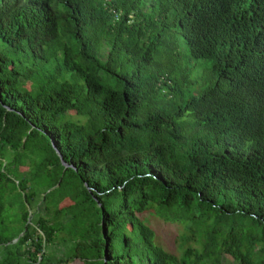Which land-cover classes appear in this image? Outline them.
Segmentation results:
<instances>
[{
  "label": "trees",
  "instance_id": "16d2710c",
  "mask_svg": "<svg viewBox=\"0 0 264 264\" xmlns=\"http://www.w3.org/2000/svg\"><path fill=\"white\" fill-rule=\"evenodd\" d=\"M60 154L78 193L33 219ZM9 199L0 264H264V0H0V225ZM148 213L184 224L180 255Z\"/></svg>",
  "mask_w": 264,
  "mask_h": 264
},
{
  "label": "rangeland",
  "instance_id": "374dc122",
  "mask_svg": "<svg viewBox=\"0 0 264 264\" xmlns=\"http://www.w3.org/2000/svg\"><path fill=\"white\" fill-rule=\"evenodd\" d=\"M179 42L184 45L182 38L179 40ZM192 63L196 64L195 68L193 69V76L191 77V80L195 81V86H193V93L200 94L203 90V86L208 83L206 79H201L200 76L205 72L207 66L210 65L211 62L199 59L193 61ZM56 85H58V83H56L55 85L51 84V87ZM175 123L182 132H187L191 128V123L188 118L181 119L179 121H176ZM23 169L26 170V168ZM78 190L79 182L72 174V172L67 168L64 172L61 182L57 186L46 192L37 209H31V218L36 219L39 214L47 215L48 212L55 211L58 208H63L64 206L71 204L76 194L78 193ZM7 204V209L4 212L6 221L4 224L0 225V232L3 225H7V232L12 233L22 228V206L12 201V199H9ZM145 222L155 231L156 240L158 243L163 245L167 250L177 255L181 254L182 237L186 232L183 223L165 220L161 216L154 213H148L145 217ZM32 224L34 225L35 223L33 222ZM218 226H221V224H219ZM14 241H16V239ZM196 246L197 245H194V248H196ZM25 247L27 248L28 245L25 244ZM17 248L18 247L15 243L11 245L10 260L13 262L12 264L16 263V261L18 260L16 255ZM138 248H142L140 244L133 246V250H136ZM23 249L25 248L19 247V251H22ZM67 249V246H64L63 243H54L47 246L46 253L47 256H49L51 259H54L56 257L65 258V256H67L68 254ZM233 261V257L227 253L220 257L221 264H233ZM20 264H29L25 256L23 258H20ZM65 264L91 263L80 258H69V260H67Z\"/></svg>",
  "mask_w": 264,
  "mask_h": 264
},
{
  "label": "water",
  "instance_id": "95a60500",
  "mask_svg": "<svg viewBox=\"0 0 264 264\" xmlns=\"http://www.w3.org/2000/svg\"><path fill=\"white\" fill-rule=\"evenodd\" d=\"M53 145H54L55 148H57V146L55 145L54 141H53ZM58 151H59V150H58ZM60 156H61V158H62V162H63V164H64V166H65V169L70 168V167H74L72 164H70V163H68L67 161H65V160L63 159V156H62L61 154H60ZM103 234H104V236H105V234H106L105 226H103ZM107 262H108V245H106V249H105V254H104V264H107Z\"/></svg>",
  "mask_w": 264,
  "mask_h": 264
}]
</instances>
